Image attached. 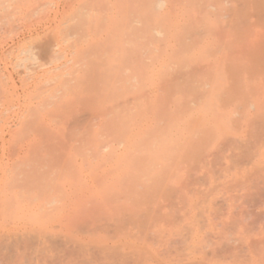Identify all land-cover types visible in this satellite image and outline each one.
Masks as SVG:
<instances>
[{"label":"rangeland","instance_id":"rangeland-1","mask_svg":"<svg viewBox=\"0 0 264 264\" xmlns=\"http://www.w3.org/2000/svg\"><path fill=\"white\" fill-rule=\"evenodd\" d=\"M153 2L0 0V264H264V0L173 55Z\"/></svg>","mask_w":264,"mask_h":264},{"label":"bare ground","instance_id":"bare-ground-1","mask_svg":"<svg viewBox=\"0 0 264 264\" xmlns=\"http://www.w3.org/2000/svg\"><path fill=\"white\" fill-rule=\"evenodd\" d=\"M235 3H234V0H221V1H219V4H217L215 2V0H154V2H153V4H154L153 5V13H152L153 18H152L151 22L142 21V19H140V18H132L127 23H128V25L131 24L132 27H135V26L136 27H138V26L143 27V29H142L143 33L141 35L142 37H140V38H142L144 40L149 39L148 41L152 42L153 45L156 44L155 52H159L162 55H173L174 53H172L171 50H170L171 52L169 51V46H168V50L164 49V47H166L168 44L170 45L173 42L177 43L178 45L183 46V48L185 46L184 49H187L186 46L188 47V46H190V44H193V45H191V47L197 46L195 44H198L199 46H201V45H208L209 46L212 44H214V45L218 44L219 45L221 43L228 44L230 42L235 41L236 39H239V38H237L235 31H237V26L239 25V23H242V21H244V20H242L243 19L242 17L239 18L240 14L238 12H240L241 10L238 11L239 7ZM227 7H228V9H227ZM242 10H243V8H242ZM236 16H238V17H236ZM237 18H239V19H237ZM225 19L226 20L230 19V21L228 23H226ZM162 26L167 27L168 30L166 31V30L162 29ZM126 27H127V24H126ZM162 46H164V47H162ZM191 47L188 48L187 50H189V49L191 50ZM190 50H189V52H190ZM139 53L140 52H138V50H133L131 52V54L135 57L137 55L138 56H144V55L139 54ZM184 68L187 71V68H190V67L188 64H185ZM191 68H193V67H191ZM193 71L196 72L195 69H193ZM189 72L191 74L192 73L195 74L194 72H191V71H189ZM132 81L136 85L139 84V78L138 77H133ZM208 86L209 85L207 84L206 87H208ZM131 103H132L131 100H128L124 104L128 105ZM193 103H196V102H193ZM192 105L198 106L195 104H192ZM105 149H108V147H106ZM262 184L258 183L255 185V189L257 190L256 191L257 197H259V198L262 197V199L258 198L260 203H262V202L264 203V198H263L264 197V192H263L264 191V186H263L264 184L263 185ZM252 196L253 195H251V197ZM254 196H253V198H255ZM255 201L257 202V200H255ZM252 202H254V201H252ZM256 206H257V204H256ZM254 208L256 209V207H254ZM254 208H253V210H254ZM260 215L261 214H259V216ZM253 216H255V214ZM263 216H264V214H263ZM263 222H264V219H263ZM89 223H86V222H85V224L83 223V227L85 228L84 230H86V232L89 229ZM95 224H97V223H95ZM77 227L79 228V227H81V225L80 226L78 225ZM255 228L257 229V227H255ZM67 229L68 228H66V230ZM75 229L77 230V228H75ZM250 230L251 229H249L248 231H250ZM77 232H78V230H77ZM14 241H16V240L14 239ZM46 241H47V238H46ZM55 242L56 241L54 240V243H52V245H53L52 247L54 248V250H55V247H57V245H56L57 242L56 243ZM256 242L259 243V241H256ZM263 242H264V239H263L262 243ZM3 243H4V240H3ZM254 245L252 246V251H254L253 250ZM77 246H80V245H77ZM260 246L257 245L256 247H254V249L257 248L256 251L257 250L259 251ZM227 248L229 249L228 246H227ZM232 248H234V247H231V249ZM105 249L107 250V248H105ZM260 249H261V247H260ZM74 250H75V247H74ZM233 251H236V249H234ZM41 252H42V254H44V251H41ZM228 252H230V251H228ZM11 254H13V253H11ZM42 254H40V255H42ZM54 254H55V252H54ZM245 254H246V252H245ZM11 258H12V256H11ZM5 259H7V258H5ZM72 260H73V258H72ZM72 260H70V261H72ZM32 261H33V259H32ZM128 262H125V263L128 264ZM52 264H54V263H52ZM133 264H135V263H133Z\"/></svg>","mask_w":264,"mask_h":264}]
</instances>
